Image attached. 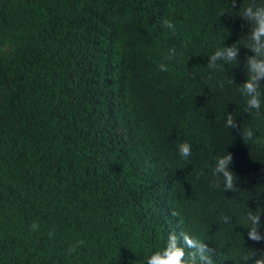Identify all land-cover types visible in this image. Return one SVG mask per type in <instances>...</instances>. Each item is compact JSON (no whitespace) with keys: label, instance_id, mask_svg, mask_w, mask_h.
<instances>
[{"label":"trees","instance_id":"trees-1","mask_svg":"<svg viewBox=\"0 0 264 264\" xmlns=\"http://www.w3.org/2000/svg\"><path fill=\"white\" fill-rule=\"evenodd\" d=\"M250 4L264 0H0V264H146L173 232L213 264L264 251L243 227L262 210L264 233V81L256 116L239 91L253 53L207 67L246 42ZM228 152L235 192L213 187Z\"/></svg>","mask_w":264,"mask_h":264},{"label":"clouds","instance_id":"clouds-1","mask_svg":"<svg viewBox=\"0 0 264 264\" xmlns=\"http://www.w3.org/2000/svg\"><path fill=\"white\" fill-rule=\"evenodd\" d=\"M236 0H232V6L235 7ZM224 13L221 12V15ZM242 20L249 23V32L243 37L245 43L239 45L233 43L231 46H224L217 49L211 56H209L207 67L211 70H217L225 64H239L238 54L240 47L248 49L251 53L245 59V68L247 78L244 83L240 84L239 91L241 95L246 97L245 112L256 116L260 115L262 107V92L261 82L264 81V5L250 4L243 9L239 15ZM162 27L175 32V25L171 20L163 19ZM176 56V49L173 47L169 49L167 59L173 60ZM160 71H167L166 64H160ZM234 83V81H232ZM223 85H221L222 87ZM225 126L230 129H238L242 135L243 141H251L254 138V133L251 129L241 130L236 122V119L229 113L226 117ZM178 153L183 159H188L192 155L191 145L188 142H181L177 145ZM233 156L227 153L224 156H218L216 163L212 167V174L215 178L213 187L221 188L223 191L237 190V178L230 170ZM262 210L253 213L248 211L245 217V227L248 239L253 242H264V233L259 231L261 227ZM172 215H176L175 212ZM225 223L229 222L228 217H223ZM33 231L38 230L39 225L36 222L30 226ZM53 233H49L51 237ZM78 244H83V241H78ZM77 245H72L68 252L71 254L76 250ZM187 250V251H186ZM213 249L208 245L188 233L181 232L179 235L170 233L165 244V247L157 252L152 253L146 258V264H213L211 253ZM253 264H264V251L256 256L255 252H251L250 256L244 259L245 264L250 258H253Z\"/></svg>","mask_w":264,"mask_h":264}]
</instances>
